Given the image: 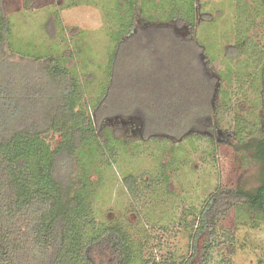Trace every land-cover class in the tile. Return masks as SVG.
<instances>
[{"label": "rangeland", "instance_id": "374dc122", "mask_svg": "<svg viewBox=\"0 0 264 264\" xmlns=\"http://www.w3.org/2000/svg\"><path fill=\"white\" fill-rule=\"evenodd\" d=\"M195 5L196 25H179L176 19L168 20L169 15L181 10L192 16V0H0V8H6L10 19L8 50L17 52V57L55 56L81 83V105L74 115L83 109L96 119L97 111L104 117L100 125L89 123V130L97 129V137L76 153L79 170L56 200L55 215H68L78 181L85 177L90 188L88 204L99 226L119 224L130 233L136 255L133 264L146 259L264 264V219L235 193L239 187L250 189L258 184L259 164L252 153L239 149L232 135L238 122L246 125V140L264 131V111L252 103L264 61V0H195ZM134 12L137 24L168 23L181 33L194 34L199 47L197 64L217 79L212 96L216 114L208 126L191 129L179 138L149 134L144 119H131L137 109L146 107L151 108V132L163 133V125L169 123L154 106L162 83L153 79L151 69L160 49L167 50L164 35L161 31L131 35L128 28ZM239 37H245L240 53L235 50ZM122 54L127 56L125 65L119 59ZM173 56L172 65L177 67L181 55L175 52ZM110 82L108 114L100 108L95 111ZM177 82L180 91L182 81ZM239 86L246 93L239 92ZM225 90L232 102L220 109ZM177 102L181 111L175 114V127L199 120L192 110L197 103L191 104L190 97ZM125 109L130 113L120 115ZM72 120V115H62L47 136L25 145L19 154L39 161L29 172L50 191L54 190L49 182L52 158L73 140L67 137ZM108 147L113 154L106 151ZM129 174L138 178L137 193L123 182ZM217 193L219 199L213 200ZM87 230L94 233L93 227ZM92 260L111 264L101 261L97 250Z\"/></svg>", "mask_w": 264, "mask_h": 264}, {"label": "trees", "instance_id": "16d2710c", "mask_svg": "<svg viewBox=\"0 0 264 264\" xmlns=\"http://www.w3.org/2000/svg\"><path fill=\"white\" fill-rule=\"evenodd\" d=\"M195 6V0H192V16L184 15L179 10L177 13L172 12L168 20L176 19L179 25H183V22L196 25ZM137 16L136 12L132 14L128 28L133 31L131 35L142 31L149 34L161 31L164 35L167 50L160 49L161 53L157 55L156 63L151 69H154L153 79H159L162 83L161 95L154 100V106L158 105V110L169 123L163 125V133L151 132L148 113L151 108L146 107L143 110L137 109L131 114V119H144L149 134L175 135L179 138L191 129L208 126L209 119L216 114L212 96L217 79L208 75L197 64L199 47L194 34L181 33L177 27L168 23L140 25L136 23ZM10 37V19L6 15V8H0V264H95L92 256L96 250L103 262L133 264L136 255L130 233L119 224L99 226L93 217V208L88 204L90 188L85 177L78 181L74 191V204L68 215H55L56 200L61 197V192L65 194L72 185V178L79 170L76 153L80 152L82 145L97 137V129L93 127L89 130V123L100 125L104 117L97 111L96 119L83 109L74 115L81 105L79 78L69 68L62 66L55 56L41 58L20 54L17 57V52L8 50ZM239 38L241 42L234 48L240 53L245 49V37ZM123 43H120L121 47ZM170 47L173 49L168 51ZM175 52L181 55L177 58V67L172 65ZM119 59L124 60L121 62L124 65L128 62L124 54L119 55ZM159 61L162 64L156 66ZM176 69L179 70L178 77ZM258 76L257 93L252 103L264 111V61ZM179 80L182 81L180 91L177 88L178 82L176 83ZM249 85L253 88V83L250 82ZM103 89L104 93L95 106V111L100 108L101 112L107 113L110 110L107 105H111L112 101L110 95L113 85L110 82ZM239 92H243L240 86ZM223 94L225 101L218 106L220 109L221 106L230 107L232 102L228 91L225 90ZM189 97L191 104L197 103L192 110L199 120L191 126L175 127V114L181 111L177 109V100ZM120 99L124 102V99ZM126 113L130 112L125 109L120 115ZM62 115L73 116L67 132V137L73 136V140L69 146L53 155L49 182L53 183L54 190L50 191L36 179L34 173L29 172L40 165L39 161L35 162L32 156L19 157V154L25 145L47 136ZM241 120L244 119L240 118ZM140 124L143 126L142 121ZM173 127L182 132H176ZM245 128L244 122H238L232 135L239 149L252 153L259 164L258 184L250 189L239 187L235 193L245 200L250 211L264 219V131L246 140ZM106 151L113 154L110 148H106ZM123 182L132 193L140 191L136 175H126ZM215 199H219L218 193L213 197ZM212 205V202L209 203V207ZM201 221L205 223L206 220ZM88 227L94 228L93 234L88 232ZM143 264L178 263L175 260L160 263L146 259Z\"/></svg>", "mask_w": 264, "mask_h": 264}, {"label": "flooded vegetation", "instance_id": "af4514ba", "mask_svg": "<svg viewBox=\"0 0 264 264\" xmlns=\"http://www.w3.org/2000/svg\"><path fill=\"white\" fill-rule=\"evenodd\" d=\"M176 28V27H175Z\"/></svg>", "mask_w": 264, "mask_h": 264}]
</instances>
